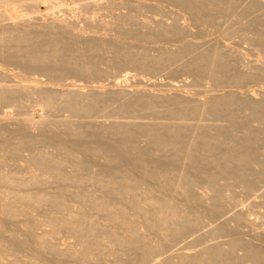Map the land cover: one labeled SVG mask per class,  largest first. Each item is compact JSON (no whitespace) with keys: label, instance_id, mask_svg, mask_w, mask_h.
Listing matches in <instances>:
<instances>
[{"label":"bare ground","instance_id":"6f19581e","mask_svg":"<svg viewBox=\"0 0 264 264\" xmlns=\"http://www.w3.org/2000/svg\"><path fill=\"white\" fill-rule=\"evenodd\" d=\"M40 5L51 15L34 26ZM97 10L114 11L93 15L113 35L90 32ZM262 14L259 0H0V264L23 254L40 264H264V99L237 91L264 83V62L237 68L226 49L240 32L263 50ZM189 26L216 34L199 46ZM130 69L143 73L133 92L117 86ZM160 70L190 76L192 94L178 80L155 92L146 76ZM204 225L209 241L192 243Z\"/></svg>","mask_w":264,"mask_h":264},{"label":"rangeland","instance_id":"374dc122","mask_svg":"<svg viewBox=\"0 0 264 264\" xmlns=\"http://www.w3.org/2000/svg\"><path fill=\"white\" fill-rule=\"evenodd\" d=\"M99 1H102V0H99ZM139 1H140V0H139ZM142 1H143V0H142ZM144 1H145V0H144ZM259 1H260L261 3H264V0H259ZM119 8H121V6H119ZM119 8H118V9H119ZM124 8H125V7H124ZM124 8H123V6H122L121 9H123V11H126V8H125V10H124ZM166 8L170 9L171 6H170V7L167 6ZM121 9H119V10H120L121 12H123ZM127 9H128V8H127ZM168 9H166V11H167ZM101 10H104V9H99V11H101ZM115 10H117V9L115 8L114 11H115ZM128 10H129V9H128ZM128 10H127V12H128ZM164 10H165V8H164ZM39 11H40V13L37 14V15H35L34 18H32V20H34V26H35L36 24L39 25V24L43 23L44 21L48 20L47 18L50 17V15H51V14H47V13H46V8H45L43 5H40V7H39ZM99 11L97 10L98 13H97L96 11H94V12H96V13H93L92 15H88V16H92V18H93V15H94V14H97L98 18L102 19V17H103L104 15H107V16H106V18H107V17H109L108 15H110L111 13L114 12L113 10H112L111 12H109L108 10H105L106 12L103 11L102 14H103V13H108V12H109V13H108V14H103V16L101 15V17H99L100 14H101V12H99ZM107 11H108V12H107ZM168 11H169V10H168ZM60 12L62 13V11H59L58 13L56 12V13L58 14V16L63 14V13L61 14ZM127 12H123L122 14L127 13ZM147 12H148V11H146V12H144V13L146 14ZM56 13H54V14H56ZM115 13H120V12H118V11L116 12V11H115ZM144 13H143L142 17L144 16V17H146V19H147V18L150 19V18H149V17H150L149 15H150L151 13H152V15L154 14L153 12H150V13L148 12L149 14H147V16H149V17H147V16L144 15ZM45 14H47V15H45ZM64 15H65V14H64ZM64 15H62V17H63ZM111 15H112V14H111ZM152 15H151V17H154V18H152V19H157V17H159V16H156V17H155V16H152ZM155 15H156V14H155ZM159 15H162V14H159ZM262 15H264V14H262ZM262 15H261V16H262ZM65 16L68 18V20H67L66 22H68L69 20L72 19L71 17H68L67 14H66ZM65 16L63 17L64 19L66 18ZM69 16H70V15H69ZM95 16H96V15H95ZM95 16H94V17H95ZM97 16H96L95 18H93V19H92V18L89 19L90 21L92 20V21H91L92 23L90 22V24H91V25L95 24V25H93L92 27L90 26L89 29H90L91 31H90V30H88V31H90V32L92 33V31H96V30H98L99 33L96 32V33H98V34H101V31H102V33L104 32V33H106V34H108V33L110 34V32L112 33L113 31L108 32L107 29L104 30V28L102 29V28L97 27V25H96L97 21L94 20V19H97ZM162 16L166 19L165 21H163L164 19H163V17H161V16H160V17H161L162 19H161V18H158L157 20H161V21H163V22H165V23H167V22H168V23H171V22H169V21H172V20H171L172 17H170L169 14H167L166 12H164ZM62 17H60V18H62ZM142 17H141V18H142ZM262 17H264V16H262ZM45 18H46V19H45ZM67 18H66V19H67ZM69 18H71V19H69ZM75 18H76V17H75ZM75 18H73L74 22H73V20H72V22H73V23L76 22V23H77L76 26H77V25L80 23V19H79L80 17H78V19H76V20H79V21H75ZM179 18H180V17H179ZM229 18H231V16H230ZM233 18L235 19V17L232 16L231 19L233 20ZM43 19H44V20H43ZM82 19H83V18L81 17V21H82ZM100 19H97L98 22H99ZM103 19L105 20V17H104ZM103 19H102V20H103ZM108 19H109V18H108ZM108 19H107V20H108ZM110 19H112V17H111ZM110 19H109V20H110ZM168 19H170V20H168ZM176 19H177V17H176ZM32 20H31V22H32ZM177 20H178V19H177ZM183 20H185V19H183V18H182V20L179 19L178 22H179V25H180V26H184V25H183L184 23H186L185 25H187L186 20H185V21H183ZM224 20H225V18L217 19V20L215 21V24L218 22V23H217V26H216L217 28H216V27H215V28L213 27L212 29L217 30L218 27H219L220 29H221V28L223 29L224 26L222 27V25H225V24H226V23H224V22H225ZM226 20H228V19H226ZM235 20H236V19H235ZM35 21H36V22H35ZM39 21H40V22H39ZM31 22H30V23H31ZM70 22H71V21H70ZM88 22H89V21H88ZM38 23H39V24H38ZM82 23H83V22H82ZM219 23H223V24H221V26H218V25H220ZM32 24H33V23H32ZM84 24H85V21H84ZM84 24H79L80 27H78V28H87V26H83ZM76 26H75V27H76ZM93 27H95V28L97 27V28H99V29L96 28V29L93 30ZM189 27H190V28H189ZM189 27L187 28V31H188V29H189V31H188L189 35H190V33H191V34L193 33V34L195 35V37H196L197 35L195 34V31H194L195 29H192L193 27L191 28V26H189ZM91 28H92V29H91ZM190 29H191V30H190ZM222 29H221V30H222ZM99 30H100V31H99ZM106 30H107V31H106ZM215 30L211 31V29H210V32L212 33V35H211V33L206 34V36L204 35L206 38H205L204 36H202V38L204 37V40H202L201 36H197V37H199V38H201V39H195V37H194V35H193V36L191 37V38H192V41L194 40V42H195L196 44H197V42H200V40H201V42L204 41V43H203V42H202V43L200 42V43H198V45H199V44H204V45H202V46L205 47V46H206V43H205V42H207V43H209V42L211 43V42H212V40H213L212 38H213L214 34H216V33H215ZM218 30H219V29H218ZM105 31H106V32H105ZM191 31H193V32H191ZM213 32H214V34H213ZM216 32H217V31H216ZM113 33H114V32H113ZM113 33H112L111 35H113ZM237 34H238V35H236V33H235L234 36H232V37L230 38V39H231L230 41H231L232 43H231L230 41H226V40H224L225 43L228 42V43H227L228 45H229V43H231L228 47H226V49L229 48L230 53H233V52H234L235 57H234V54H233V56H232V54H231V56L234 57L236 61H238L237 63H236V62H234V63L237 64V66H238L239 64H240V66H241V67H240V66H238V67L236 66V67H237V68H240V69H244V70H246L248 65L251 66V65L255 64V63H253V62H256V63H258V64L261 63V60H262V62H264V59L261 57L262 55H263V57H264V52H263L264 49H263V50H262V49H259V50H261V51H257L258 49L256 50V48L254 49L252 46H251V47L249 46L250 43H249V45H248V44H247V41L244 42V41H245L244 39H246V40L248 39V41H249V36L251 35V33H250V34H248V33L245 34V33H244L246 36H243L244 34H242V33H241L242 35H239L240 32H238ZM207 36H208V38H207ZM238 37H240V38H238ZM188 38H189V37H188ZM193 38H194V39H193ZM189 39H190V38H189ZM228 39H229V38H228ZM228 39H227V40H228ZM239 39H240L241 41H240ZM190 40H191V39H190ZM195 40H196L197 42H196ZM198 40H199V41H198ZM207 40H208V41H207ZM242 40H244V41H242ZM169 41H170V40H169ZM169 41H168V42H169ZM222 41H223V40H222ZM233 41H234V42H233ZM168 42H166V43H168ZM171 42H174V40H171ZM235 42H236V43L238 42V43H237L238 45H237ZM239 42L241 43L240 47H239V44H240ZM158 43H160V42L154 43V45L157 44V45H155V46L158 47L159 45H163V44H164L163 42H161V43H163V44L160 43V44L158 45ZM169 44H170V43L165 44V46H167V45H169ZM171 44H173V43H171ZM175 44H176V42H174V44H173L172 46L175 47ZM233 44H234V45H233ZM235 44H236V45H235ZM154 45H153V43H151V45H149L152 51H153V49H154V48L152 49V46L154 47ZM198 45H196V46H198ZM208 45H209V44H208ZM247 45H248L249 47H248ZM169 46H170V45H169ZM172 46H170L171 48H170V47H167V48H170V49L174 48V47H172ZM199 46H200V45H199ZM199 46H198V47H199ZM237 46H238V47H237ZM200 48H201V47H200ZM231 48H232V49H231ZM239 48H240V49H239ZM249 48L251 49V51L254 49L255 51H257V53H256L255 51H254V52H253V51H252V52H248ZM155 49H156V48H155ZM155 49H154V52H155ZM246 49H247V51H245ZM227 50H228V49H227ZM237 50H238V51H237ZM241 51H242V52H241ZM249 51H250V50H249ZM150 52H151V51H150ZM238 52H239V53H238ZM262 52H263V53H262ZM241 53H242V55H241ZM248 53H249V54H248ZM252 53H254V54H252ZM260 53H261L262 55H261ZM237 54H238V55H237ZM246 56H247V57H246ZM238 58H239V59H238ZM259 58H260L261 60H260ZM232 60H233V58H232ZM241 60H242V61H241ZM252 60H253V61H252ZM242 62H243V63H242ZM238 63H239V64H238ZM249 63H250V64H249ZM261 64H262V63H261ZM244 65H245V67H244ZM100 66H101V65H100ZM103 66H104V63H102V67H103ZM105 66H106V65H105ZM105 66H104L103 69L106 68ZM173 66H174V65H173ZM175 66H176V65H175ZM174 68H175V67H174ZM174 68H173V69H174ZM245 68H246V69H245ZM121 69H122V68H121ZM171 69H172V66H171ZM116 70L118 71V69H116ZM116 70H112V71H113V74H114V72H115ZM122 70H123V69H122ZM122 70H121V71H122ZM126 70H127V69H126ZM166 70H170V69L168 68V69H166ZM121 71H120V72L118 71L117 76L120 75L122 72L124 73L125 69H124V71H122V72H121ZM129 71L132 72L131 69H130ZM129 71H127V72L130 74ZM133 71H134V70H133ZM164 71H165V70H164ZM164 71H163V72H164ZM157 72H159V74H157V75L159 76L160 73H161V70H160V71H157ZM163 72L161 73V75H163V77H165V75H166V77L169 78L168 80H167L166 77H165V80H164V78H163L162 76H159V77H161V78H159V77H158L157 75H155V74L153 75V78H152V75H151V76H150V75L146 76V77H148V78L151 77V78H149L150 80H147V81H149V82H148L149 84H151L150 82H152L151 85L155 88V90L152 89V88H153L152 86H148V85H147L148 83H146L147 81H145V79H147V78L145 77V75H147V74H149V73H147V74L144 73L145 75L143 76V78L145 77V79H144L143 81L146 83L145 85L143 84L144 82L141 81V79H143V78L140 79V82L137 81V83L139 82L140 84L142 83L141 85H144V86H141V88L143 87V88H142L143 90H144V87H146V89L149 91V90H150V87H152V88H151V91L153 92V90H154V91L156 92V90H158V89H156L157 86H158V88H160L159 85L162 86V88L165 87V86H163V83H165L164 81L168 82V81H170V80H173V79H171V78H174L173 76L169 77L171 74H173V75L175 76L174 73H170V72H168V71H167V73H166V71H165V75H164ZM115 73H116V72H115ZM119 73H120V74H119ZM136 73H137V72H136V70H135V74H134L133 72L131 73V75L134 74V76H133L134 78H131L132 76H129L131 79L128 77V79L125 80V81H123L122 78H121L120 76H119V78L116 77L118 80H120V82H119L120 84L118 83L117 86L119 87L120 85H123V86H120V87H119V88H122V87L125 86L124 84H125V82H126V84H127L126 88H128V87L132 84L133 87L130 86V88H128V89L130 90L129 92H133V90L135 89L134 87H136V89L139 88L140 86H138V85L136 86V85H135V82H136V79H137L138 77H140V76L142 77L143 73H142V72L139 73V71H138V73H139V74H142V75H138V74H136ZM154 73H155V72H154ZM168 73H169V75H168ZM176 73H178V72H176ZM110 74H111V73H110ZM110 74H108V75H110ZM150 74H151V73H150ZM108 75H107V76H108ZM115 75H116V74H115ZM179 75H181V76L183 77V80H184V78H185V80H186V78H188V76H187V77H184V76H183L184 73H183V75H182V73L180 72ZM111 76H112V74H111L109 77H111ZM137 76H138V77H137ZM154 76H157V77L154 78ZM176 76H177V75H176ZM101 77H102V76H101ZM109 77H106V79H105V80L108 82V83H107V82L105 81L107 84L110 83V82L107 80ZM113 77H114V76H112L111 78H109L111 82L113 81V80H111ZM135 77H136V78H135ZM182 77H181V78H182ZM40 78H41L42 80H43V79L45 80L44 77H41V76H40ZM103 78H104V76H103ZM162 78H163V80H162L163 82L160 81ZM175 78H176V77H175ZM181 78H179L180 81L182 80ZM189 78H190V80H192V78H191L190 76H189ZM189 78H188V79H189ZM71 79H72V77L68 78L67 81H68V80L70 81ZM83 79L86 80L85 78H83ZM100 79H101V78H100ZM100 79H99V80L96 79V80L99 81V82H96L95 79H94L95 81H93L92 79H88L87 82L92 81V83H91V84L89 83V85H88V83H86L89 87L85 84L86 81H84V84H82V83H83V82H82L83 80H82L81 78H80V80L78 79L79 81L77 80L76 82H77L78 84L86 85V88H87V89H90V88H91V89L98 88L97 84H99L100 82L103 83V84L100 83V86H101V85H103V86L105 85L106 88H107V87L109 88V85H106V84H105L104 79H103V81H100ZM132 79H133V80L135 79V80H134V81H135L134 83H133V81H131ZM153 79H154V80H153ZM155 79H158V80L160 79L159 81L157 80L159 83H158V82H155V81H156ZM75 80H76V79L73 78V81H74V82H75ZM101 80H102V79H101ZM121 80H122L123 82H122ZM137 80H138V79H137ZM151 80H153V81H151ZM174 80H175L176 82H175ZM174 80H173V81H174L175 83H178V82H179V80H178V76H177V79H174ZM177 80H178V82H177ZM183 80H182V82H184V83H182V82H179V83H180L181 86H182V84H183L182 88H184V91L181 92V89L179 88L180 85H178V86H179L178 89H180V90H178V92L180 91L179 93H181V94L184 93V94L186 95V94H188V91H190V93H189L188 95L192 94V91L190 90V88H189V89L187 88V89H188V91H187V90H186V87H185L186 85H184V84H188V83H190L191 81L186 80V82H185V80H184V81H183ZM65 81H66V80H64L63 82H65ZM129 81L131 82V84H130ZM173 81H172V82H173ZM188 81H189V82H188ZM76 82H75V83H76ZM94 82H96V86H97V87H94V86L92 85ZM113 83H114V82H113ZM113 83H112V84H113ZM137 83H136V84H137ZM153 83H154V85H156V84H159V85H157V86L155 87V86L153 85ZM155 83H156V84H155ZM161 83H162V85H161ZM179 83H178V84H179ZM94 84H95V83H94ZM128 84H129V86H128ZM133 84H134L135 86H134ZM140 84H139V85H140ZM190 84H191V83H190ZM190 84L188 85V87L190 86ZM110 85H111V84H110ZM164 85H165V84H164ZM176 85H177V84H176ZM263 85H264L263 82H262V83H261V82H258V83L255 84V85H254V84H251V86L249 85L251 88H250L248 85H247V86L244 85V87L238 88L237 91L240 92V93H241V92L243 93V91H247V92L249 91L250 93L253 94V96H254V98H255L256 100H257V99H258V100H259V99H264V97H263V96H264V86H263ZM90 86H91V87H90ZM100 86H99V88H100ZM117 86H116V87L114 86V87H115V88H118ZM147 86H148V87H147ZM192 86H193V85H191V87H192ZM260 86H261V87H260ZM92 87H94V88H92ZM259 87H260V88H259ZM86 88H84V90H87ZM110 88H113V87H110ZM132 88H134V89H132ZM165 88H166V87H165ZM195 88L197 89V88H199V87H196V86L194 87V86H193V88H191V89L193 90V89H195ZM244 88H246V89H244ZM128 89H127V90H128ZM146 89H145V90H146ZM163 89H164V88H163ZM196 89H195V90H196ZM248 89H249V90H248ZM251 89H252V90H251ZM254 89H255V90H254ZM256 89H258L259 91H258V90L256 91ZM261 89H262V90H261ZM98 90H99V89H98ZM147 90H146V91H147ZM161 90H162V89H159L158 91H159V92H163V91H164V92H166V93L169 92V91H167V90H168L167 88H166V91H165V89H164L163 91H161ZM195 90H194V91H195ZM197 90H198V89H197ZM185 91H187V92L185 93ZM194 91H193V92H194ZM164 92H163V93H164ZM194 93H195V92H194ZM194 93H193V94H194ZM244 93H245V92H244ZM238 94H239V93H238ZM260 96H261V97H260ZM35 105H36V106H35ZM39 107H40L39 104H38V105H37V104H32V106L30 107V108H31V109H30V112H31L30 114H32V115H33L32 117L35 118V119H38V117L40 116V113H41V110H42V109H41V107H40V109H39ZM244 112H246V110H244ZM38 113H39V114H38ZM62 114H63V113H61V112H60V113H57L58 118H59V117L62 118ZM64 114H65V113H64ZM64 114H63V118L66 117V116H64ZM38 115H39V116H38ZM99 118H100V117H99ZM144 118H145V117H143L142 119H144ZM102 119H103V118H102ZM120 119H122V118H120ZM140 119H141V118H138L137 120H140ZM142 119H141V121H142ZM100 120H101V118H100ZM144 120L146 121V120H148V118H145ZM144 120H143V121H144ZM98 121H99V120H98ZM106 122H107V121H106ZM253 124H255V123H253ZM139 139H140V138H139ZM142 139H143V138L141 137V140H142ZM141 140H140V141H141ZM142 142H143V140H142L141 142H138V143L142 145V144H143ZM263 152H264V150H263ZM236 190H237V192H238V189H236ZM239 194H240V195H239ZM201 196L203 197V196H205V195L202 194ZM205 197H206V196H205ZM205 197H204V198H205ZM235 197H236L237 199H240V197L242 198V195H241V193H236ZM255 200H259V199L255 198ZM244 203H245V204H244ZM244 203H242V205H240V208L242 209V211H244V213L247 211L245 214L248 213V215H249L251 212L254 213V211H256V208H257V207L254 208L255 206H252V205L250 206L246 201H244ZM246 204H247V205H246ZM248 205H249V206H248ZM240 208H239V209H240ZM257 209H258V208H257ZM228 210H229V209H228ZM233 210H234V209H233ZM229 211H230V210H229ZM229 211H228V213L226 212L227 215H230L229 213H232V212H229ZM225 215H226V214H225ZM249 216L253 217V214H250ZM259 221L261 222V220L258 219V221L256 220L255 223H259ZM262 222H263V221H262ZM206 223H207L208 225H211V224H209L208 222H206ZM206 223H205V225H206ZM205 225H204L203 229L205 228ZM209 228L211 229L212 227L209 226ZM242 228H243V230H246V231L248 230L247 227H242ZM203 229H202V227H201V229H199V230H201V233L199 232V230H198L196 233H194V235L200 233V234H199L200 237H199V239H198L196 242H193V241H192V243H194V244H197V243H207V242L209 241L210 238L208 239V236H207L206 233H205L206 235H204V233H203V235L207 238V240H206L205 237H202V232H203V231L206 232V231H208V230H210V229H208V226H206V228H205L204 230H203ZM207 229H208V230H207ZM142 231H143V230H142ZM142 231H141V232H142ZM143 232H144V231H143ZM57 235H58V234H57ZM60 235H62V236L60 237ZM194 235H192V236H194ZM63 236H64V234H59V236H56L57 238L60 237V238H58V239L61 240L62 242L59 241V240H57V238H56V240H57L59 243H62L63 245H66V244H68V243H69L68 245H70L71 243L74 242V239H72V238L69 239V237H67V236H64V237H63ZM65 237H66V238H65ZM203 238H205L206 241H205ZM219 238H220V237H219ZM219 238H218V239H219ZM56 240H55V241H56ZM57 241H56V242H57ZM72 241H73V242H72ZM204 241H205V242H204ZM68 245H66V246H68ZM2 254H5V253H2ZM3 256H4L6 259H9L8 261H11L12 264H19V263H16V262H22V263L24 262L25 264H27V263L25 262L27 259H28L27 261H33L32 263L30 262V264H40V262H39L38 260H35V259H33V258H30L29 256H27V255H25V254L21 255V257L19 256V259L14 260V261H12V260H13L14 258L16 259L17 257L10 258V256H8V255H3ZM25 256H27L28 258L25 257ZM8 257H9V258H8ZM12 257H13V256H12ZM24 257H25V258H24ZM5 258H4L3 260H5ZM21 258H23V259H21ZM26 258H27V259H26ZM11 259H12V260H11ZM24 259H26V260H24ZM155 263H156V264H161V263H157V262H155ZM155 263H154V264H155ZM20 264H21V263H20ZM162 264H165V263H162Z\"/></svg>","mask_w":264,"mask_h":264}]
</instances>
